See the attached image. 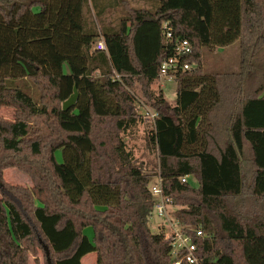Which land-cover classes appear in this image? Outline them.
<instances>
[{
  "label": "trees",
  "instance_id": "obj_1",
  "mask_svg": "<svg viewBox=\"0 0 264 264\" xmlns=\"http://www.w3.org/2000/svg\"><path fill=\"white\" fill-rule=\"evenodd\" d=\"M129 1L0 0V107L11 109L0 115V264H81L92 251L93 264H171L170 239L148 226L149 175L123 139L143 118L134 82L157 112L146 138L163 192L203 231H186L199 264H264V0ZM89 4L126 14L99 29ZM163 24L196 63L173 74V104L149 88L172 55ZM234 41L236 71H200V46ZM6 168L30 183L6 181Z\"/></svg>",
  "mask_w": 264,
  "mask_h": 264
},
{
  "label": "rangeland",
  "instance_id": "obj_2",
  "mask_svg": "<svg viewBox=\"0 0 264 264\" xmlns=\"http://www.w3.org/2000/svg\"><path fill=\"white\" fill-rule=\"evenodd\" d=\"M129 6L131 7H140L142 4L139 0H130ZM88 5L89 8V17L93 23H95L96 28L100 29V25H108L114 26L115 23L118 22L119 18L126 14L122 5H118L112 9L106 10L101 16H96L93 10ZM103 40L100 36L96 41ZM96 43V42H95ZM104 43V42H103ZM219 47L216 46H200L199 47V69L200 71L207 72H227V71H235L238 67V51H237V43L234 41L228 46H226L222 51H218ZM256 79L253 78L252 81ZM250 82V81H249ZM257 79L253 84L258 83ZM255 86V85H254ZM149 88L154 90L155 92L159 89L162 90L163 96L167 100L169 104H173L175 100V88L176 82L173 78L167 76H159L157 77L150 85ZM133 94L134 98L138 97L141 100L145 101V104L148 108L154 110L153 107L150 106V100L146 99L142 92V85L138 82H134L133 84ZM250 91H247V93ZM136 101V100H135ZM137 103V102H136ZM138 111L141 113L138 105L136 106ZM0 115L9 118L11 116V109L7 107H0ZM142 121L133 128L130 134H127L123 137L126 142L128 148L133 151L134 158L136 164L140 165L142 170L149 175L148 186L157 183L158 178V156L155 148H152L147 142V132L153 126V121L150 118L145 117L142 114ZM246 153V152H245ZM54 155L57 161H61V152L60 149L57 148L54 151ZM3 177L6 181L10 183H17L22 185H27V180L29 177L18 171L15 168H6L3 170ZM30 183V180H29ZM188 183L192 187L198 186V181L191 174L188 176ZM175 207V206H174ZM174 210V209H173ZM173 210H170V215L172 221L175 219L172 215H175ZM162 221V223H161ZM161 224H164V228L162 231L164 233H168L167 223L163 218H155L151 215L148 219V226L151 231L157 232L161 230ZM177 226V225H175ZM88 234V239L92 241V227L86 226L84 229V234ZM85 234V235H86ZM96 260L95 252H88L81 258V264H93ZM29 264H32L30 261Z\"/></svg>",
  "mask_w": 264,
  "mask_h": 264
},
{
  "label": "built area",
  "instance_id": "obj_3",
  "mask_svg": "<svg viewBox=\"0 0 264 264\" xmlns=\"http://www.w3.org/2000/svg\"><path fill=\"white\" fill-rule=\"evenodd\" d=\"M163 41L166 46L172 49V55L165 57L160 63L158 69L159 76L173 77V74L178 70L191 69L196 66V63H187L181 61V56L187 55L191 52L190 42L183 37H173L171 30L166 24H163ZM95 47L98 49H105L103 40L96 41ZM138 108L141 114L150 118L153 122L157 116V112L148 108L144 100L135 97ZM190 174H184L179 177L181 182H186ZM149 191L153 197V206L150 215L155 218H163L167 223L168 233H164L170 239V258L171 264H179L182 260L190 264H199V258L196 254V245L193 242L191 235L186 232L187 230L193 232L195 236H202V229L197 226H186L181 223L175 215L172 221L170 218V210H173L172 199L165 195L161 186V179L158 175L157 183L148 186ZM162 223V221H161ZM177 225V226H175ZM164 224H161V230Z\"/></svg>",
  "mask_w": 264,
  "mask_h": 264
},
{
  "label": "water",
  "instance_id": "obj_4",
  "mask_svg": "<svg viewBox=\"0 0 264 264\" xmlns=\"http://www.w3.org/2000/svg\"><path fill=\"white\" fill-rule=\"evenodd\" d=\"M75 97H76V91H75V88L73 87V93L66 99L64 100L62 103H61V107L62 109H67L75 100ZM45 248V252H46V255L48 254V251H47V248ZM47 261L49 262V258L47 257Z\"/></svg>",
  "mask_w": 264,
  "mask_h": 264
},
{
  "label": "crops",
  "instance_id": "obj_5",
  "mask_svg": "<svg viewBox=\"0 0 264 264\" xmlns=\"http://www.w3.org/2000/svg\"><path fill=\"white\" fill-rule=\"evenodd\" d=\"M235 42H236V41H235ZM236 43H237V42H236ZM227 46H228V45H227ZM225 47H226V46H224V47H219V48H218V49H219L218 51H222ZM237 51H238V48H237ZM237 69H238V67H237ZM237 69H236V70H237ZM236 70H235V71H236ZM28 184H29V180H27V185H28ZM84 229H85V228H84ZM84 229H83V232H84ZM85 234H86V233H85ZM86 236L88 237V234H86Z\"/></svg>",
  "mask_w": 264,
  "mask_h": 264
}]
</instances>
